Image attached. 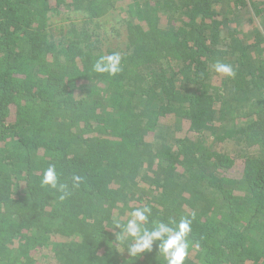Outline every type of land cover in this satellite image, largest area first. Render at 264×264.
I'll return each instance as SVG.
<instances>
[{"label":"trees","instance_id":"obj_1","mask_svg":"<svg viewBox=\"0 0 264 264\" xmlns=\"http://www.w3.org/2000/svg\"><path fill=\"white\" fill-rule=\"evenodd\" d=\"M125 7L122 71L97 74L93 22ZM63 12L82 23L57 39ZM142 206L195 213L184 264H264V0H0V264H166L108 245Z\"/></svg>","mask_w":264,"mask_h":264},{"label":"clouds","instance_id":"obj_2","mask_svg":"<svg viewBox=\"0 0 264 264\" xmlns=\"http://www.w3.org/2000/svg\"><path fill=\"white\" fill-rule=\"evenodd\" d=\"M122 57L120 53L114 52L109 55H101L93 65V71L97 74L116 76L122 71ZM213 70L223 76L232 78L235 76L234 68L230 64L217 61ZM84 178L73 174L72 186L79 188ZM41 187H47L59 193V201H64L69 193L67 185L60 182L59 173L55 164L49 165L40 180ZM124 219L115 215L111 218L110 229H113L114 240L108 241L110 248L119 253H127L129 257L136 259L142 254L151 253L154 246L157 256L163 257L166 264H184L189 255V234L192 231V223L195 213L191 217L182 216L179 221L150 220L152 210L150 206H142L133 209ZM106 229V228H105Z\"/></svg>","mask_w":264,"mask_h":264},{"label":"rangeland","instance_id":"obj_3","mask_svg":"<svg viewBox=\"0 0 264 264\" xmlns=\"http://www.w3.org/2000/svg\"><path fill=\"white\" fill-rule=\"evenodd\" d=\"M125 8L126 9L121 11L123 13H110L106 17H104V19L93 22L91 30H93L94 28L96 29L94 38L99 42V48L104 55H106V50L117 53H121L126 50L125 24L124 20L122 21L121 15L125 14L128 18H130V15L127 11L128 8ZM81 17L82 16L78 14L69 12H63L59 15H53L52 21L55 29V37L59 39L61 34H64L63 31H65L66 29L70 31L72 29L71 25L73 27H75V25H81ZM168 125H166L165 127H167ZM163 131H165V129ZM183 135H188L187 131L184 129H181L180 131L176 132V136ZM221 149L224 152H229V154H231L234 150H237V148L232 144L222 145L220 150ZM239 163L240 162H237V164L228 171V175L231 178H240L242 174V165ZM31 259V264H58L52 252L47 248L35 251L32 254Z\"/></svg>","mask_w":264,"mask_h":264}]
</instances>
